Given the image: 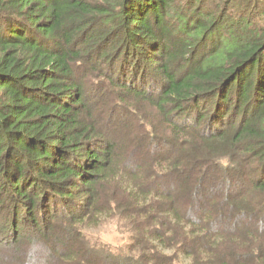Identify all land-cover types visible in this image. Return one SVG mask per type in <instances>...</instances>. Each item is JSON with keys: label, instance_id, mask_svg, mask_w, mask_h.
Listing matches in <instances>:
<instances>
[{"label": "trees", "instance_id": "16d2710c", "mask_svg": "<svg viewBox=\"0 0 264 264\" xmlns=\"http://www.w3.org/2000/svg\"><path fill=\"white\" fill-rule=\"evenodd\" d=\"M107 214L123 249L85 232ZM33 241L264 264V0H0V264Z\"/></svg>", "mask_w": 264, "mask_h": 264}, {"label": "rangeland", "instance_id": "374dc122", "mask_svg": "<svg viewBox=\"0 0 264 264\" xmlns=\"http://www.w3.org/2000/svg\"><path fill=\"white\" fill-rule=\"evenodd\" d=\"M119 218L107 214L96 219L85 229L86 234L91 238V243L93 241L109 243L114 249H123L130 244V235L123 227V220Z\"/></svg>", "mask_w": 264, "mask_h": 264}, {"label": "clouds", "instance_id": "9594fccd", "mask_svg": "<svg viewBox=\"0 0 264 264\" xmlns=\"http://www.w3.org/2000/svg\"><path fill=\"white\" fill-rule=\"evenodd\" d=\"M38 247L35 241L31 242L24 264H45L43 257L38 252Z\"/></svg>", "mask_w": 264, "mask_h": 264}]
</instances>
